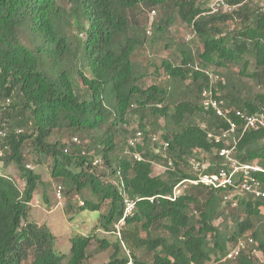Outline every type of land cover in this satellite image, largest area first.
Listing matches in <instances>:
<instances>
[{"label":"trees","instance_id":"1","mask_svg":"<svg viewBox=\"0 0 264 264\" xmlns=\"http://www.w3.org/2000/svg\"><path fill=\"white\" fill-rule=\"evenodd\" d=\"M207 1L0 0L1 168L12 163L24 181L20 189L0 175V264H85L90 254L94 236L75 234L63 261L47 226L27 221L33 191L43 184L29 161L48 162L65 193L87 189L95 199L84 198L81 209L97 212L106 203L98 214L104 231L112 232L121 217L123 195L138 198L102 264H124L125 249L133 264H264V197L242 196L231 207L223 204V190L201 185L164 197L196 177L190 160H209L204 172L217 169L223 144L208 134L229 122L202 106L203 88L238 125L235 157L264 168V124L242 130L234 115L264 116V0H225L232 6L225 11H210ZM139 6L160 8L151 22L156 38L175 19L188 25L200 44L198 61L186 45L178 64L163 59L156 65L150 55L139 61L136 52L145 41L140 30L146 36L149 20L138 28L131 14ZM160 73L164 78L146 83ZM131 115L137 122L132 129ZM147 126L160 130L166 157L154 151L159 144L149 135L156 131ZM138 131L141 143L129 145ZM153 162L165 166L162 175L152 173ZM254 174L264 181V172ZM227 215L230 228L215 224ZM240 239L237 256L223 260ZM137 250L148 260L137 258Z\"/></svg>","mask_w":264,"mask_h":264},{"label":"rangeland","instance_id":"2","mask_svg":"<svg viewBox=\"0 0 264 264\" xmlns=\"http://www.w3.org/2000/svg\"><path fill=\"white\" fill-rule=\"evenodd\" d=\"M212 3H214V0H208L206 6L211 9ZM148 11V8L141 6L132 11L131 15H133L138 22L139 29L142 24H145L148 18ZM155 11L154 20L156 21L157 18L161 16V10L159 7H156ZM140 37H142L145 41L141 46L142 49H137L136 52V56L139 61L141 60L143 62L146 57L150 55L156 65H160L163 59H168L172 63L178 64L181 58L179 48H182L185 45L190 48L194 53V56H196L195 61H198L195 52L196 49L200 48V44L197 38L192 35L190 27L180 22L178 19H175L159 38H156L154 32L149 36H144L142 29L140 30ZM153 37L156 39L150 44V40ZM233 68H237V66L234 65ZM152 69L153 67H150L148 70L151 71ZM162 78H164V75L160 73L158 78L147 76L145 81L147 79L146 83L148 84L158 82ZM128 120V127L131 129L137 127L135 116L132 117L131 115ZM146 128L148 129V132L156 131L157 134L160 132L159 129H153L150 126H147ZM65 140H68L66 136ZM29 168H32L35 172L40 174L43 184H39L33 191L32 198L29 202L27 221L47 226L49 231L54 236L55 251L63 255V261L66 260L69 254L70 238L75 234H80L94 236L88 247L90 254L87 257L85 264H102L107 262L113 252V243L116 242V235L114 233L104 231L101 227H99L98 214L104 212L106 203H103L102 207L97 212L89 209H81L80 206H83V203H79V199L82 201H84V198L91 200L95 199V197L87 189H83L81 191L71 190L68 193H65L64 185H61V196L58 198L56 196V188L60 182L51 176L48 162L35 164L34 162L29 161ZM164 170V165L153 162V174L162 175ZM2 173L14 180L20 189L23 188L24 181L19 178L18 172L12 163L3 168ZM223 204L227 203L223 202ZM230 206L233 207L232 205ZM262 211L264 212L263 209ZM223 218L224 217H221L215 220V224L220 225L222 228L225 226L230 228V215H227V219L223 220ZM143 234L144 233L142 232L141 235ZM100 239H105V242H107L108 245L106 247L100 246L101 243L98 241ZM123 251V247L121 248L120 246L119 255H123ZM134 252V255L137 258L148 260V256L142 251L137 250ZM207 263L208 262L205 264Z\"/></svg>","mask_w":264,"mask_h":264},{"label":"built area","instance_id":"3","mask_svg":"<svg viewBox=\"0 0 264 264\" xmlns=\"http://www.w3.org/2000/svg\"><path fill=\"white\" fill-rule=\"evenodd\" d=\"M261 1V0H257ZM210 11H216L219 9L230 10L232 8L225 0H214V3L211 4ZM155 10H150L149 21L145 27V33L148 35L152 30V18L155 15ZM213 80L217 79V76H212ZM202 106L206 109H212L218 116H221L225 119H228V127L221 129L217 133H209L208 136L214 142H221L223 145L217 151L218 165L215 172L207 173L204 172L208 166L211 165L209 160H190L191 166L194 172H197L196 177L190 179H184L178 182L173 190L172 194L167 197L169 199H174L178 196L186 184L191 185H201L209 189H220L223 190L222 200L223 202L229 203L232 206H235L238 202V199L242 196H251V197H264V181L255 176L256 172H264V168L257 163H245L238 160L234 155L235 144L237 142V123L229 118L228 114L231 113V110L223 107L221 100H218L211 96V89L203 88L201 91ZM9 100H6L8 104ZM234 115L242 120V130L245 129H256L259 126L264 124L263 114H245L239 110L234 112ZM20 132V129L17 130ZM5 131L0 129V137L4 136ZM240 135V134H239ZM150 140L158 142V146L154 148L155 152L162 153L165 155V149L167 147V142L161 140L159 135L156 133H151L149 135ZM74 142H78L76 137L72 138ZM143 139V133L138 131L135 133L134 137L128 139V144L134 146L136 143H141ZM2 151L0 150V156ZM133 157L139 159V153L133 152ZM99 159H95L94 163H97ZM170 164V161L168 162ZM2 161L0 160V175L2 173ZM56 196L59 198L61 196V186L58 185L56 188ZM153 197H148L150 201L154 199ZM138 198H131L128 195H123V213L122 216L114 223V229L111 233H114L117 237L120 236L121 228L125 223V218L132 214L135 203ZM79 203H83L81 200H78ZM244 247V240H238L232 248L228 250L225 254L224 259H233L237 256L240 250ZM128 253V260L124 264H132V258ZM208 264H215L211 260Z\"/></svg>","mask_w":264,"mask_h":264},{"label":"clouds","instance_id":"4","mask_svg":"<svg viewBox=\"0 0 264 264\" xmlns=\"http://www.w3.org/2000/svg\"><path fill=\"white\" fill-rule=\"evenodd\" d=\"M148 17H149V15H148ZM151 31H152V30H151ZM145 34H146V33H145ZM150 34H151V33H150ZM150 34H148V35L146 34V35L149 36ZM157 135H158V134H157ZM73 137H76V136H72V138H73ZM72 138H71V141L74 142ZM76 138H77V137H76ZM77 139H78V138H77ZM74 143H77V142H74ZM154 148H155V147H154ZM154 151H155V150H154ZM159 154L163 155L162 153H159ZM139 156H140V155H139ZM163 156H166V153H165V155H163ZM139 158H140V157H139ZM169 161H170V160H169ZM169 161H168V162H169ZM167 165H168V166H169V165L171 166V165H172L171 161H170V164L168 163ZM27 166L29 167V165H27ZM118 174H119V173H118ZM3 176H6V175H3ZM186 185H191V184H186ZM186 185H185V186H186ZM173 188H174V187H173ZM61 189H62V188H61ZM182 189H183V187H182ZM122 199H123V198H122ZM79 200H80V199H79ZM81 201H82V200H81ZM222 201H223V200H222ZM82 202H83V201H82ZM227 204H228V203H227ZM229 205H230V204H229ZM122 213H123V211H122ZM121 216H122V215H121ZM125 251L127 252L128 250L125 249ZM127 255H128V254H127ZM129 255L131 256L130 253H129ZM131 258H132V257H131ZM212 260H213V259H212ZM210 261H211V260H210ZM210 261H209V262H210ZM213 261H214V260H213ZM209 262H208V263H209ZM214 262H215V261H214ZM208 263H207V264H208ZM132 264H133V259H132Z\"/></svg>","mask_w":264,"mask_h":264}]
</instances>
